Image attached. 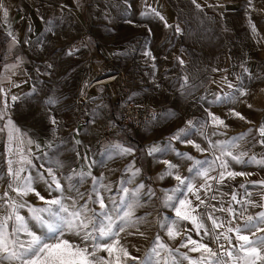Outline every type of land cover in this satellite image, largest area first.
Listing matches in <instances>:
<instances>
[{
  "label": "rangeland",
  "instance_id": "1",
  "mask_svg": "<svg viewBox=\"0 0 264 264\" xmlns=\"http://www.w3.org/2000/svg\"><path fill=\"white\" fill-rule=\"evenodd\" d=\"M28 1L32 4L26 5L25 11L20 9L22 12L21 18L16 27H14L16 28L15 32H12L6 23L0 22V81H3L1 73L6 66L18 65L21 67L20 72L12 76L16 82L12 83L13 79L8 82L7 101L9 105H13L19 101L13 103L11 96H19L20 90L15 91V89L21 87L22 84L33 82V79L49 81L56 76L60 82V88L55 96L60 98V103L53 106L52 114L62 123L54 133L52 131L53 126L49 123L47 116L43 120L39 118V115L29 118L17 117L15 120L23 136H25L26 140L29 138L36 140L40 144V148L37 149L36 144H28V154L25 155L32 159L35 168L22 164L20 158L15 159L13 170L15 171L23 166L26 171L22 175H28L30 172L33 176H36L37 171L44 172L46 168L50 167L44 161L52 157L59 158L63 160L64 167L59 169L53 167V169L56 171V175L61 178V183L65 185V195L76 196L75 192L67 190V181L63 177L69 175L73 169L78 171L83 167L87 170L85 161L77 157L76 151H79L81 156L87 153L96 161L91 168L92 175L104 177L103 183L112 187L111 192L100 190L111 210L114 207H118V205H113L107 198L112 196L117 201L119 200L121 195L117 191L120 186L119 182L127 175H130L124 172L125 166L135 160V166L142 169L141 175L136 177L132 184H127L126 186L134 188L136 184L143 182L146 186L154 189L156 195L150 200L147 197H143L141 202L145 204V207L138 209L136 213L137 216L151 213L147 217L148 223L140 227V231L145 232L147 238L136 234L127 236V240H122L121 242L127 243L129 251L140 258H143L145 252L151 248L157 234H160L170 247H179L181 240L177 239L174 242L168 240L158 224L161 216L175 219L173 210L164 208L161 205L163 196L161 190L171 189L175 187L177 182L171 177L164 180L157 179L158 174L163 171L165 166L156 161L157 159L164 160V158L160 154H157L156 157L147 155L148 146L160 142L155 139V135L150 136L147 134L148 128L155 127L161 130V127L168 125L163 127L167 130V135L174 133V126L176 125L174 121L177 118L169 116L168 113H174V110L179 108L177 99L181 94H184L186 96L185 104L192 108L195 113V116L190 118V120L196 126L190 130L189 139L195 141L202 148H207L208 152L207 157L204 159V157H198L200 152L192 145L176 143L175 147L179 151L187 152L197 160L211 162L220 153L210 147L209 140L213 142L231 140L233 137H238L252 129L250 135L243 140L237 141L239 147L233 149V151L247 150L249 155L255 154L258 158L264 156V145L257 143L262 138L256 131L261 124H264V81H226L225 91H222V88H215L214 81L208 85H191L181 88L179 79L184 70L183 68L181 70L178 69L180 64L174 62V52L176 54L178 50L174 43L179 42L180 44L182 41H187L188 38L176 37L174 33L171 34L172 36L165 37V32L175 31V25L177 24L182 31L184 29L211 30L212 34L207 39L211 41V52L213 55L214 52H219L217 31H223L226 34L225 53L227 56V67L224 68L226 75L230 72V64H232L229 63L230 59H235V57L231 56L236 54V33L243 34L242 48L244 49L252 48L247 34H254L253 46L258 52L250 57V53L246 54L247 51L244 50L243 52H246L242 56L239 55L238 58L244 57L249 60V63L255 61L260 67V65H264V5L261 4H264V0H252V5H258L260 8L257 21L235 20L236 17H242V9L249 10L251 8L252 5H249V0H228L227 12L229 11L228 13L231 14L228 15L231 20L221 23L217 20L220 11V0H205V9L208 11L207 16L209 15L208 18L211 17V20L207 19L206 22L188 19L187 14L183 13L188 9L186 4L177 0H163L166 2L165 6H168L169 2H174V14L168 18L165 17L168 24L173 25L171 28L165 27L164 22L155 16L141 15L142 12L148 10L146 4L159 11L161 0H146V2L145 0H127V3L125 0H84V4L80 7L71 4L68 0H65L66 3L64 0H39L43 2L42 5L33 4L36 0ZM61 5H66L67 7L62 9ZM35 7L37 9L40 7L39 10L42 12L37 15L40 28L38 34L29 41L25 36L29 26H31V30L35 28ZM41 17H43V20H41ZM200 17H202V14H200ZM128 20L133 21V23H127ZM47 21H51V25ZM50 26L52 27L51 32L48 31ZM253 26L255 30H253ZM149 30L154 31V33L155 31L161 32L162 34L148 37L146 34L149 33ZM9 32L16 36L19 43L13 44L11 36L8 35ZM26 40L32 42L40 53H32L31 45L29 42L25 43ZM10 43H12L11 49H9ZM77 48H79V51H75ZM178 48L181 49V47ZM239 48H241L240 45ZM70 50L74 52L73 55H67ZM146 51L152 53V56L155 57L154 61L144 55ZM49 63L53 65V68H47ZM237 63L241 64L243 69L246 67L244 60ZM153 64H155V68H153ZM37 69H39V72ZM262 70L259 68L260 72ZM253 71L255 69L249 70L250 73ZM112 73L118 75L115 80L116 87L119 89L118 91L116 90L117 92L109 87L108 89L106 87L89 89L93 80ZM184 73L186 74V71ZM229 83L234 87L229 88ZM14 85H18V87ZM2 86L3 83L0 82V87ZM241 86L247 90V95L239 96L237 89ZM216 90H220L219 93ZM112 94H115V100ZM225 94L235 95L237 99L234 102L213 103L217 95L224 96ZM127 100H132L140 105L151 106L156 111V117L145 127L132 131H123L110 140H103L106 123L111 118V115L117 111L118 104ZM248 105L252 107L249 108ZM3 108L4 97L2 96L0 109ZM232 109L239 112L246 119L241 120L233 115L230 111ZM209 112L224 120L227 127L214 126L211 117L208 115ZM158 113L168 117L165 119L166 125L156 122ZM7 118L5 116L4 120H0V128L4 129L0 131V177H2L0 178V197H4L5 191H8V197L0 200V205H3L0 207V216L6 215L8 211L4 200L9 197L18 201L21 199L15 192L8 190V184L13 181L12 177L8 175V160L11 159V156L6 148L7 132L5 124ZM205 121H207V124L201 129L200 125ZM248 121H251V123ZM76 129H79V134L75 131ZM141 131L145 132L143 136L139 134ZM220 133L225 134L221 135ZM198 135H202V137L199 138ZM194 136L199 139L196 138L195 140ZM75 140H80L82 143L76 145ZM61 141H65V143L62 144ZM48 143H52L53 147L48 148ZM114 143L132 146L136 150L134 156H113L109 159L108 153L105 152V146ZM74 148L75 151L73 150ZM29 149L31 150V155H29ZM167 160H171L174 163L172 157H168ZM180 160L175 156L176 162ZM186 161L189 168L192 167L193 161ZM42 164L44 165L43 168L40 167ZM230 169L238 172H250L253 175L238 176L240 178L238 181L228 179L229 181L220 185L210 182L213 184L212 190L207 194L204 193L201 198L205 199L207 204L215 205L216 208L223 206L227 209L231 205L237 213L244 211L248 199L264 203L261 200V195L264 194V187L251 183V181L264 179V168L254 164L241 165L230 162ZM211 174L216 175L217 173L213 172ZM45 175H47L46 172ZM184 176H189V174ZM241 184H244L245 187H240ZM34 187L37 188L41 195L50 198L43 182H37ZM92 187V180L89 177L84 185L80 187V192L87 193ZM233 193L236 194L240 203L232 200ZM249 193L251 196L248 195ZM51 195L56 196L59 193L53 192ZM213 195H215L216 199H211ZM189 198L194 204L199 203L195 200V197L189 195ZM22 199L27 202V205L43 206L42 201L34 194H29ZM85 199H87V196H85ZM67 203H70V201H67ZM80 203L82 204L84 201L81 200ZM89 207L96 209L97 212L100 211L98 204L89 203ZM198 211L212 212L213 210L211 207L205 208L201 206ZM260 211H264V208L247 206L245 215H255ZM19 212L20 215L29 221L30 226L34 224L30 218L31 214L28 211V206L20 209ZM214 216L219 218L221 222H225V224L231 219L226 211H216ZM204 220L206 226L211 229V221L207 220L206 216ZM13 223L14 221H9V232H11ZM235 223H243L239 215L236 216ZM181 228L190 230L187 234L191 235L192 239L208 244L217 252L222 251L217 243L213 242L209 237H204L201 240L203 230H201L200 235H197L191 223L184 221L181 224ZM34 230L39 231V229ZM129 231L135 232V229H129ZM217 231H225V229L221 228L217 229ZM19 235L20 239H27L23 233ZM121 235L125 236L126 234L122 233ZM230 235L233 236V245H237L238 242L234 238V233ZM258 235H264V233H258ZM219 243L224 244L226 249L229 248L226 241L221 240ZM133 245H135V248L132 247ZM136 248H139V251H136ZM185 252L193 259H197L201 255L200 252H189L187 248H180L179 252L173 253V255L178 260H181L182 264H188V261L183 260L180 256V253ZM101 255L107 254L101 253ZM169 264H171V261ZM228 264H232V261H228Z\"/></svg>",
  "mask_w": 264,
  "mask_h": 264
},
{
  "label": "snow or ice",
  "instance_id": "2",
  "mask_svg": "<svg viewBox=\"0 0 264 264\" xmlns=\"http://www.w3.org/2000/svg\"><path fill=\"white\" fill-rule=\"evenodd\" d=\"M125 2L127 3V0ZM192 3L200 7L196 3V0H192ZM249 5H252V0H249ZM65 7L67 6L61 5L62 9ZM77 7H80V5L77 4ZM146 7L148 10L142 12V16H155L164 22L165 27H173V25L168 24L165 16L160 11L151 5L146 4ZM0 10L3 11V15L6 18L8 11L3 3H0ZM69 11L71 10L69 9ZM41 20H43V17H41ZM47 23L51 25V21H47ZM127 23L132 24L133 21L128 20ZM29 30H31V26H29ZM253 30H255L254 26ZM48 31H52L51 26L48 28ZM175 32L182 33V29L178 24L175 25ZM8 35L11 36L13 44L19 43L12 32H9ZM28 42L27 40L25 41V43ZM75 51H79V48L75 49ZM73 54L74 52L72 50L67 53V55ZM144 55L153 61L155 60V57L152 56L150 51H146ZM179 62L184 64L182 59ZM152 66L155 68V64ZM11 67L15 68L18 65ZM47 68L51 69L53 65L49 63L47 64ZM37 71L39 72V69ZM183 79L184 84L181 85V88H184L188 83L187 76ZM14 86L18 87V85ZM228 87L232 88L234 86L229 83ZM37 91L34 87L23 99H29ZM237 91L239 96L248 94L247 90L242 86ZM0 95L4 97L8 95L3 87H0ZM20 99L22 98L17 95L11 96L13 103ZM236 99L237 97L231 94H225L224 96L217 95L213 103L234 102ZM43 103L47 119L53 126L52 131L55 133L62 121L58 120L52 112L53 106L60 103V98L55 95L49 96ZM7 107L8 103L7 99H5L4 108L0 109V120L5 119ZM248 107L251 108L252 106L248 105ZM230 111L239 119H246L234 109ZM168 115L174 116L175 113L169 112ZM208 115L211 117L214 126L227 127L224 120L218 116H215L211 112ZM92 122L94 123V121ZM248 122L251 123V121ZM186 123L187 126L178 129L168 137L167 143L163 144V146L159 143H154L147 148V155L152 157H156L157 154L167 155L171 152L175 153L178 159L193 161L192 167L188 169V172L192 173L191 178L181 175L180 165L178 163H173L167 159H157L156 161L165 166L163 171L158 174L157 179L164 180L165 178L171 177L177 182L175 187L161 190L163 192L161 205L164 208L172 209L175 213V219L161 216L158 224L168 240L173 242L177 239L181 240L179 247H170L162 236L157 234L151 248L145 252L143 258L133 255L129 251L127 243H122L121 241H126L127 236L136 234L147 238L146 233L140 231V227L148 223L147 217L151 213H145L143 216H137L136 213L138 209L145 207V204L141 202L142 198L147 197L150 200L156 195L155 190L150 186H146L143 182L136 184L134 188L126 186L127 184H132L135 178L140 176L142 172V169L135 166V160H133L124 169V172L130 175H127L119 182L120 186L117 189L121 193L119 200L117 201L112 196L107 198L113 205H118V207L110 210L100 190L103 189L106 192H111L112 187L103 183L104 177H95L92 175L91 168L95 165L96 161L87 153L81 156V153L76 151L77 157L85 161L87 170L83 167L78 171L73 169L69 175L63 177L67 181V190L69 192H75L76 196L65 195V185L61 183V178L56 175V171L52 167L46 168L44 172L37 171L36 176H33L30 172L28 175H22L26 169L21 166L14 171L12 168L13 161L11 159L8 160V175L12 177L13 181L8 184V190L15 192L21 199L18 201L15 198L9 197L7 200H4L8 211L6 215L0 216V264H130V262L131 264H169L170 261L171 264H182V261L173 255V253H178L180 248H187L189 252L201 253L197 259L190 257L187 252L180 253L182 259L187 260L188 264H228V261H232V264H264V235H258V233H264V211H260L255 215H245L247 206L264 208V203H258L248 199L244 211L237 213L231 205L227 209L223 206L216 208L215 205H209L205 199L201 198V191L207 194L212 190L213 184L210 182H215V184L220 185L226 179L253 175L250 172L231 170L230 162L241 165L254 164L264 168V156L258 158L255 154L249 155L247 150L233 151V149L239 147L237 141L243 140L246 136L250 135L252 129H249L247 133H242L238 137H233L231 140L215 142L209 140L210 147L218 150L220 153L209 162L207 160H197L189 153L181 152L175 147L174 141L192 145L199 152L208 151V149L202 148L195 141L187 139L190 130L196 125L191 120ZM206 124L207 121L201 124L200 128L203 129ZM5 127L9 129L8 151L11 154V144L14 139L13 133H19L20 129L15 126L10 117H8ZM3 130V128H0V131ZM75 131L79 134V129ZM256 131L262 138L257 143L264 145V124H261ZM201 134L203 135L202 131ZM220 134L223 135L225 133ZM27 143L36 144L37 149L40 148V144L32 138H29ZM61 143L63 144L65 141H61ZM81 143L80 140H75L76 145H80ZM47 147H53L52 143H48ZM73 150L75 151V148ZM135 151V148L132 146H125L120 143L105 146V152L108 153L109 159L113 156H134ZM29 155H31L30 149ZM20 162L35 168L32 159L27 156L22 155ZM49 163H52V161H49ZM55 164L57 169L64 167L63 163L59 160H56ZM40 167L43 168L44 165L42 164ZM45 172L47 175H45ZM213 172L217 174L212 175L211 173ZM89 177L92 180V189L87 193L80 192V187L84 185ZM196 178L202 180L203 183L197 185L195 182ZM37 182H43L46 185L50 198H46L37 191V188L34 187ZM251 183L264 187V179L251 181ZM240 187L243 188L245 185L241 184ZM53 192L59 193V195L52 196L51 193ZM29 194H34L42 201L43 206L36 207L27 205V202L22 198ZM189 195L194 196L195 200L199 203L194 204L189 198ZM248 195L251 196L250 193ZM85 196H87V199H85ZM4 197H8L7 190L4 193ZM4 197H0V200H3ZM211 199H216L215 195ZM81 200L84 203L81 204ZM232 200L240 203L235 193L232 194ZM261 200L264 201V194L261 195ZM67 201H70V203H67ZM89 203L98 204L100 211L97 212L96 209L90 208ZM2 206L0 205V207ZM25 206H28L31 221L34 222L32 226H30L29 221L24 216L20 215L19 210ZM201 206L205 208L211 207L213 211L199 212L198 209ZM216 211H226L231 219L226 224L225 222H221L219 218L214 216V212ZM237 215L243 220L242 224L235 223ZM205 216L207 220L211 221V229L205 224ZM9 221H14L11 232L8 231ZM184 221L193 225L197 235H200L201 230H203L201 240L204 237H209L213 242L217 243L222 251L217 252L208 244L192 239L191 235L187 234L190 230L181 228V224ZM221 228H224L225 231H217V229ZM34 229H39V231ZM129 229H135V232L129 231ZM20 233H23L27 239H20ZM122 233L126 235L122 236ZM233 233L235 240L238 242L237 245H233L232 243L233 236L230 234ZM221 240L226 241L229 248L226 249L224 244L219 243ZM190 245L191 247H189ZM132 247L135 248V245ZM135 250L139 251V248ZM101 253H106L107 255H101Z\"/></svg>",
  "mask_w": 264,
  "mask_h": 264
},
{
  "label": "crops",
  "instance_id": "3",
  "mask_svg": "<svg viewBox=\"0 0 264 264\" xmlns=\"http://www.w3.org/2000/svg\"><path fill=\"white\" fill-rule=\"evenodd\" d=\"M65 1V0H64ZM71 4H74L77 6V4H79L80 6L84 4V0H76L75 3H72L70 0H68ZM0 3H3L4 7L7 9L8 11V16L5 18L3 15V11L0 10V22L2 23H6V25L9 26L10 30L12 32H15L14 27H16L17 23L20 21L21 18V11L20 9H22L23 11H25V6L26 5H31L32 3L28 0H0ZM59 3V2H58ZM66 3V1H65ZM196 3L200 5V7H197L196 4L192 3L191 1H188V10H192V14H188L187 17L188 19H193L194 21H201L202 22H206L207 19L211 20V17H209V15L207 16L208 11H206V2L205 0L201 1V0H196ZM33 4L36 5H42L43 2L41 1H35ZM227 4H229L228 0H220L219 6H220V11L218 14V18L217 20L221 23V22H226L228 20H231L230 18H228V15H231L227 12ZM262 5H264L263 3H261ZM192 6V8H191ZM247 7V6H245ZM260 11L259 6H255L252 5L251 8L249 10L246 9H242L241 14L242 17H236L235 20H251V21H257L258 20V13ZM199 14V15H198ZM200 14H202V17H200ZM166 17V16H165ZM174 17V16H173ZM168 18V17H166ZM263 19H264V15H263ZM215 20V19H214ZM149 33H147L146 35L148 37H153L155 35H160L162 34L161 32H156L154 33V31H148ZM216 32V31H214ZM218 43H219V52H214V54L212 55L211 52V41L208 40L207 38H210L212 31L211 30H206V29H202V30H197V29H184L182 31V33H176L175 31L169 32L166 31L165 32V37L167 36H172L171 34L174 33V36L176 37H187L188 40L187 41H182L180 42H175L174 45L175 47L178 49L177 53L175 54L174 52V62L180 64V68L178 67V69L181 70V68H183L184 71H186V74L182 73V76L179 79V84L182 85L184 84V77L187 76L188 77V83L186 86H191V85H208L210 84L212 81H214L215 83V88L219 89L222 88V91L226 89V81H264V65H260L255 61H251L253 63H249L247 59H245L244 57H239L242 56L243 53H245L247 51L246 54L250 53V57H252V55H254L255 53L258 52V50L256 48H254L253 46V39H254V34L249 35L247 34V37L249 38L248 40L250 41V45H252V48H242L243 47V34H237L236 36V54H234V56L232 55L231 57H235L230 59L229 63L230 64V72L228 73V75H226L224 68L227 67V56L225 53L226 50V34L223 33V31L218 30ZM180 34V35H178ZM222 44V46H221ZM239 45L241 48H239ZM178 47H181V49H179ZM222 48V49H221ZM224 48V49H223ZM243 49V50H242ZM176 50V49H175ZM185 50V51H184ZM222 50V52H221ZM240 50V51H239ZM244 50H246L245 52H243ZM179 58V59H178ZM238 58V59H237ZM256 58H258V56H256ZM180 59H182L184 61V64H181L179 61ZM244 60L246 62V67L243 69V66L241 64H238L237 62ZM264 62V59H263ZM254 64V66H253ZM260 69H263L261 72L259 71ZM175 69V67H174ZM245 69H247V71H245ZM253 72H249V70H254ZM262 75V76H260ZM261 77V78H260ZM185 86V87H186ZM218 93L219 91L216 90ZM185 95L181 94L178 99H177V103H178V109L174 110V117L177 118L176 121H174V124H176L174 126V133L180 129V128H185L187 126V121L190 120V118L195 116L194 110L192 108H189L187 106V104H185ZM159 114V113H158ZM168 117H164L163 115H161V113L158 115L156 122L162 123L164 125L165 124V119H167ZM163 126V125H162ZM168 126V125H166ZM163 126V127H166ZM163 127H161V130H158L155 127H150L148 128V135L150 136H154L155 135V139L157 141H160L159 143L163 146V144L167 143V139L168 136L170 137L172 134L167 135L168 132H166L167 130L164 129ZM145 132H140V136H143ZM217 134V133H215ZM190 134L188 135L187 139H189ZM199 136V135H198ZM202 137L199 136V138ZM199 139L198 137L194 136V139L196 140ZM174 145L176 143L179 142H173ZM205 148V147H203ZM207 149V148H205ZM186 151V150H185ZM207 152H200L198 157H204V159L207 157ZM162 158L167 159L168 157H172L174 159V163H178L180 165V172L181 175H187L189 174L190 178L192 177V173L188 172V163L186 160H180L178 162L175 161V153L172 155V153H169L167 155H161ZM238 172V171H237ZM240 178L236 177L235 179H229V180H234V181H238ZM228 179L225 180L229 181ZM175 181V180H174ZM195 182L197 183V185H199L200 183H203L202 180H200L199 178H196ZM204 194L203 191H201V196ZM194 197V196H193Z\"/></svg>",
  "mask_w": 264,
  "mask_h": 264
},
{
  "label": "bare ground",
  "instance_id": "4",
  "mask_svg": "<svg viewBox=\"0 0 264 264\" xmlns=\"http://www.w3.org/2000/svg\"><path fill=\"white\" fill-rule=\"evenodd\" d=\"M70 1L72 3H75L76 0H70ZM177 1H180L183 4H186L188 7L187 3H188V1H191V0H177ZM165 3L166 2L161 0V4H159V6H160L159 11L164 16L169 17L172 14H174V2H169L168 6H165L164 5ZM35 9H36L35 28L32 30H28L27 34L25 36V38L28 39L29 41L31 40V38L35 37L38 34L39 28H40L37 15L41 14L42 12H40L41 10H39L40 7H38V9H37V7H35ZM188 9L186 12L184 11L183 13L192 14V10H188ZM18 37H19V34H18ZM29 44L31 45V52L32 53H35V54L40 53L32 42H29ZM11 47H12V43L9 44V49H11ZM20 69H21L20 66L15 67V68L6 66L4 68L3 72L1 73L3 81H0V82L3 83L2 87L5 89L6 92H8V90H9L8 82L13 79L12 78V76H14L13 74L20 72L19 71ZM117 78H118V75H115V73L108 74L106 76L97 78L91 82V87L89 89H92L94 87L103 88V87H106V85L108 83H112L114 91H116V90L118 91L119 89H118V87H116L117 85L114 84V82ZM32 81L33 82H26V83L22 84L21 87L15 89V91L20 90L19 91V97H21L22 99L18 100L19 102L16 104H13V105L8 104V107L6 110L7 111L6 116L11 118V120L13 121V123L15 124V126L17 128H19V126L15 120L17 117L29 118V117H34L35 115H37V116L39 115V118H41L42 120L44 118H46L47 114L44 111V103L43 102L49 96L56 95L57 90H59V88H60V82L58 81V78L56 76H54L49 81H47V80L46 81L45 80H34V79ZM11 82L14 83L16 81H14V79H13ZM92 83H93V85H92ZM34 87L38 90L37 93L33 94L29 99H26V100L23 99V97L26 94L30 93ZM2 96L0 95V103H2ZM5 99H7V97H4V101H5ZM7 103H8V101H7ZM7 119H6V122H7ZM5 128H6V132H7L6 148L8 150L9 149V141H8L9 129L7 127H5ZM13 136H14V139H13L12 144H11V154H10L11 160L13 161L12 167L14 166L15 159H20L22 155L25 156L28 154V147H29L27 140H26L25 136H23L21 131L19 133L14 132ZM21 141H23V143H21ZM56 160H59L63 163V160L56 158V157H52L50 159H47L46 161H44V163L53 168V167H56V164H55ZM49 161H52V163H49Z\"/></svg>",
  "mask_w": 264,
  "mask_h": 264
},
{
  "label": "built area",
  "instance_id": "5",
  "mask_svg": "<svg viewBox=\"0 0 264 264\" xmlns=\"http://www.w3.org/2000/svg\"><path fill=\"white\" fill-rule=\"evenodd\" d=\"M155 117L156 111L151 106L140 105L132 100L123 101L106 123L103 140H110L123 131L145 127Z\"/></svg>",
  "mask_w": 264,
  "mask_h": 264
},
{
  "label": "water",
  "instance_id": "6",
  "mask_svg": "<svg viewBox=\"0 0 264 264\" xmlns=\"http://www.w3.org/2000/svg\"><path fill=\"white\" fill-rule=\"evenodd\" d=\"M114 84H115V82H114ZM113 84L112 83H108L107 85H106V88L108 89V87L109 88H111V90H112V88H113V86H112ZM112 96H113V98H114V100H115V94H112Z\"/></svg>",
  "mask_w": 264,
  "mask_h": 264
}]
</instances>
